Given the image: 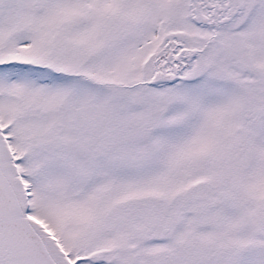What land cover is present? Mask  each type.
I'll list each match as a JSON object with an SVG mask.
<instances>
[{
    "label": "snow or ice",
    "instance_id": "snow-or-ice-1",
    "mask_svg": "<svg viewBox=\"0 0 264 264\" xmlns=\"http://www.w3.org/2000/svg\"><path fill=\"white\" fill-rule=\"evenodd\" d=\"M0 264H264V0H0Z\"/></svg>",
    "mask_w": 264,
    "mask_h": 264
}]
</instances>
